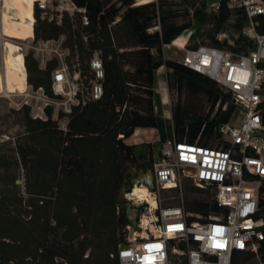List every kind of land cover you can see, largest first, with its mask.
<instances>
[{"label": "trees", "instance_id": "16d2710c", "mask_svg": "<svg viewBox=\"0 0 264 264\" xmlns=\"http://www.w3.org/2000/svg\"><path fill=\"white\" fill-rule=\"evenodd\" d=\"M73 1L84 9L87 23L80 13L49 21L34 8L33 40L62 39L64 63L78 74V102L59 113L66 119L65 128L53 118L51 104L44 106V117L32 116L30 105L23 104L19 110L23 133L14 142L0 143V264H120L117 252L127 244L126 226L134 223L127 212L129 201L121 194L152 173L154 163L151 142L125 140L138 127L157 126L158 68L164 67L167 87L174 92L170 107L174 141L220 147L219 126L237 113L229 91L179 60L166 58L163 49L192 30L187 48L206 44L245 50L248 42L239 33L246 18L240 9L223 2L208 13L207 0ZM204 25L206 31L201 32ZM220 32H229L233 44L227 38L218 40ZM94 51L103 68L97 99L90 97L95 77L89 62ZM24 66L26 83L33 90L40 89L51 100L60 97L52 88L59 58L52 56L40 66L29 51ZM260 116L264 126V98ZM20 171L24 192L17 184ZM161 191L163 206L183 202L185 210L194 213L189 221L204 220L210 210H218L212 187H198L188 178ZM258 194L256 216L264 221V178ZM137 211L138 217L143 206ZM262 229L264 234V223ZM258 255L264 263V236ZM242 263L258 264L252 253Z\"/></svg>", "mask_w": 264, "mask_h": 264}, {"label": "built area", "instance_id": "2783aa9c", "mask_svg": "<svg viewBox=\"0 0 264 264\" xmlns=\"http://www.w3.org/2000/svg\"><path fill=\"white\" fill-rule=\"evenodd\" d=\"M223 2L230 9H240L246 18L239 33L248 42L245 50L232 51L206 44L187 48L192 30L185 31L172 45L184 50L179 60L184 66L212 78L230 92L237 113L233 120L219 126L220 147L173 139L161 143L162 157L154 161L152 177L144 183H135L124 193L129 201L145 202V209L137 224L126 226L127 244L117 252L120 264H243L248 253L259 259V240L264 236V221L256 216L259 184L264 178V126L260 116L264 98V0H207L205 9L208 13L216 12ZM35 7L41 18L49 21L60 22L64 14L73 17L80 13L87 23L84 9L78 8L73 0H33L32 32ZM7 17L16 19L10 14ZM229 37V32L217 34L218 40L227 38L233 44ZM30 38L33 40V33ZM52 41H39L44 47L37 49L44 50ZM59 60L60 66L52 75V88L57 94L69 96L72 105L78 102L79 86L76 81H69L61 55ZM89 65L95 77L90 97L97 99L102 92L99 80L103 78L97 51L93 52ZM22 66L25 69L24 56ZM183 178L198 187H212L218 210H210L204 220L189 221L188 217L194 213L185 210L183 202L163 206L161 189L176 188ZM143 184L147 193L139 197L134 190ZM195 216L200 218L197 213Z\"/></svg>", "mask_w": 264, "mask_h": 264}, {"label": "rangeland", "instance_id": "374dc122", "mask_svg": "<svg viewBox=\"0 0 264 264\" xmlns=\"http://www.w3.org/2000/svg\"><path fill=\"white\" fill-rule=\"evenodd\" d=\"M140 1L141 0H138V3ZM144 1L147 2L150 0H144ZM9 4H10V0H0V76L2 79H4L5 76L6 78L8 77L9 82L12 86V91H7L5 88L1 87V81H0V143H2L5 140H10L14 142V140H16V138L23 133V125L21 122V115L19 111L23 104L30 105L32 116H41V117H44V112H43L44 106L46 104H51L53 106V118L57 119L58 125L62 128H65L66 119L64 117H59V113L61 111H65L66 106L71 105V101L68 99L69 96L60 94L59 95L60 97L58 99H53V101H51L43 94V92L40 89L33 90L27 83L22 85L17 80L11 78L10 73L6 72L4 58L7 54L5 43L8 41L18 46L20 52L24 55H26L29 51H33V55L38 60L40 66H43L46 59L51 58L52 56H56L57 58H59V55H61V59L65 61V57L67 55V51L61 46V42H62L61 38L57 40H53L52 42L48 43L47 48H45L44 50H38L37 48L39 46L44 47L43 45L39 44V41L32 40L31 38L13 39L3 35L5 24L11 25L16 21L20 22L19 18L16 15L15 10L9 9ZM6 9L8 10V12L5 11ZM8 14L16 16V19L15 20L9 19L7 17ZM206 28H207L206 25L202 26L201 32H205ZM163 52L166 58L180 60L184 50L175 47L171 43L164 47ZM67 74L70 82L76 81L74 72H70L67 70ZM162 85L164 86L163 83ZM166 87H167V83H166ZM173 97H174L173 90L170 91L167 87L165 109L167 108L170 109L171 103L173 101ZM170 116H171V112H170ZM166 131L168 132L167 134H169L168 136H170L171 134L170 130H168L167 128ZM11 145L13 146V143ZM6 148H9V146H6ZM153 156L155 161H159L161 159L162 154L160 148H156V149L153 148ZM151 177H152V173L145 174L140 179V182L144 183L146 180H149ZM17 184L20 191L24 192V178L22 171H20V176L17 181ZM144 185L145 184H143V186ZM162 195L163 192L161 191V196ZM121 198L126 199L124 197V194H121ZM170 201L173 202V200ZM140 205L143 206V211H144L145 202L140 203L137 199H135V200H130L128 203L127 212L129 218L134 222L133 224L138 223V219L140 218L143 212L142 211L137 217V213H138L137 209L138 206ZM256 261L258 262V264H260L261 262L257 258Z\"/></svg>", "mask_w": 264, "mask_h": 264}, {"label": "bare ground", "instance_id": "6f19581e", "mask_svg": "<svg viewBox=\"0 0 264 264\" xmlns=\"http://www.w3.org/2000/svg\"><path fill=\"white\" fill-rule=\"evenodd\" d=\"M32 1L33 0H10L9 9L15 10L20 22L16 21L11 25L5 24L3 35L13 39H26L31 37L33 33L31 29ZM140 2L145 1L141 0ZM178 41L177 39L175 42L177 43ZM5 46L7 49V54L4 58L6 72L10 73L11 78L23 85L26 83V72L22 66L23 54L20 52L18 46L9 41L5 43ZM0 81L2 88H5L7 91H12V86L8 77L6 78L5 76V78L2 79L0 76ZM134 192L139 197L147 193L144 186H136Z\"/></svg>", "mask_w": 264, "mask_h": 264}, {"label": "crops", "instance_id": "0c3cea01", "mask_svg": "<svg viewBox=\"0 0 264 264\" xmlns=\"http://www.w3.org/2000/svg\"><path fill=\"white\" fill-rule=\"evenodd\" d=\"M166 94L165 69L160 67L154 73V110L157 115V126L155 128H136L134 133L125 140L127 143H138L145 140L151 142L153 148L156 149L160 148L163 141L173 139L170 109H165ZM167 128L170 130V136L167 134Z\"/></svg>", "mask_w": 264, "mask_h": 264}, {"label": "water", "instance_id": "95a60500", "mask_svg": "<svg viewBox=\"0 0 264 264\" xmlns=\"http://www.w3.org/2000/svg\"><path fill=\"white\" fill-rule=\"evenodd\" d=\"M23 56H25V55L23 54Z\"/></svg>", "mask_w": 264, "mask_h": 264}]
</instances>
